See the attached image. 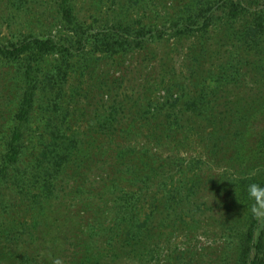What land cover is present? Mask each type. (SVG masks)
<instances>
[{
	"label": "trees",
	"instance_id": "16d2710c",
	"mask_svg": "<svg viewBox=\"0 0 264 264\" xmlns=\"http://www.w3.org/2000/svg\"><path fill=\"white\" fill-rule=\"evenodd\" d=\"M244 1L0 0V129L8 127L0 139V264L158 260L160 246L142 243L143 227L156 237L163 225L184 224L204 190L214 208L234 216L230 233L241 238L235 264H264V197L248 191L252 184L264 187V124L258 149L249 152L248 100L228 99L223 89L217 104L207 105L197 62L178 77L192 86L191 102L186 86L155 101L145 83L149 71L138 66L154 60L155 53L142 54L155 43L165 53L170 41L181 45L215 21L243 16ZM263 15L254 13L255 38L263 33ZM126 57L136 66L117 76ZM221 66L226 82L243 78L240 69ZM10 73L19 100L8 121ZM75 73L87 75L90 85L72 83ZM135 118L145 120L131 127ZM185 130L202 133L205 145L226 157L227 145L242 151L233 161L222 158L232 182L201 185L192 200L161 192L196 164L160 156L175 150ZM131 172L134 182L124 184L121 176ZM230 187L236 215L224 203Z\"/></svg>",
	"mask_w": 264,
	"mask_h": 264
},
{
	"label": "rangeland",
	"instance_id": "374dc122",
	"mask_svg": "<svg viewBox=\"0 0 264 264\" xmlns=\"http://www.w3.org/2000/svg\"><path fill=\"white\" fill-rule=\"evenodd\" d=\"M246 1H244V4H246L249 11L243 16L231 18L230 20L220 19L215 21L207 30L198 32L195 37L186 39L181 45H176L175 42L170 41L165 48V53L162 52L163 46L155 43L151 46V50L142 54V56H152L155 53L154 60L148 61L149 59H147L143 65L138 66H142L144 72L149 71L150 79L145 83L147 84L148 96L150 98L155 101H164L162 97L165 96L166 90L178 91L181 87L186 86V101L189 99L191 102L195 95L187 93V89L190 90L192 86L189 85L186 79L182 80V78L178 77L183 74L187 76L191 71L189 70L190 65H195L198 62L199 66H193V68L198 67L200 69V87L202 86L205 92L207 91L208 93H206L204 101L207 105L217 104L215 100H217L220 91L222 92L223 89H225L224 94L228 99H234L235 102H238V98H240L242 103L246 100L249 101L245 106L249 111L250 119H248L249 128L246 130L244 143L249 145L247 151L252 152L253 150H250V148L254 150L258 149L261 129L264 124V28L263 33L259 34L257 38H255V31L252 28L256 24L253 21L254 13L264 10V0ZM183 3L175 1V5L183 6ZM193 4L197 6V1H193ZM247 42L252 44L250 48H246ZM194 45L196 49L192 48ZM244 51L249 52L244 53ZM259 52L260 55H257ZM237 53L240 56H237ZM121 59L119 57V60ZM146 63L149 66H144ZM221 64H226L228 69H240L243 78H229V81L226 82L222 79V74H225L226 71ZM120 66H122L124 72H116V75H123L122 77H124L129 66L134 67L136 63H133L130 57H126ZM6 70H8V73L10 72L8 66ZM260 70L261 73L258 76ZM8 75V83L6 85L11 93L9 101L12 100L10 108H8V121H11V113L19 100L16 94L18 82L14 78L15 75L14 77L13 75L11 76V73ZM71 80L72 83H82L83 87L90 85L87 81V75L83 76L75 73ZM135 120L134 123H137V125L132 124L131 127L137 128L145 119L139 118L137 120L135 118ZM7 128V126H3L0 129V139ZM199 134L202 133L189 134L187 130L183 133H178V142L176 145H173L175 146V150L169 151L165 149L164 151H160L162 158L171 155L172 159L177 163L184 157H186V161L193 160L196 162V164L188 168L186 174L180 173L181 175L178 174L176 178L174 177L173 181L165 189L161 190L162 194L168 192L167 196L170 198L172 196L182 198L188 195L187 200H192L196 192L200 193V189H203L201 185H208L210 181L215 186L232 182L231 178L235 177L233 170H227L226 167L229 161L222 159L226 156L220 150L214 149L211 144L205 145ZM228 142H231V139ZM2 146L3 144L0 143V148ZM225 148L226 150L223 152L226 155L228 154L226 158L230 161H233L238 156V153L242 152L241 149L237 151L233 144L227 145ZM132 173L134 172L121 176L124 184L134 182ZM191 184L194 185V188L186 191ZM153 186L152 190L155 189V184ZM232 190H234V187L227 189L225 195L229 196V198L225 199V202L223 200V202L226 209L228 211L231 210L236 215L234 206H230L236 197L233 195ZM203 194L204 196L201 194L199 202L194 207L192 215L187 217L188 219L184 224L179 222L173 223L170 226L171 228L163 225L156 237H151V235L146 236L148 232L143 227L144 235L141 241L142 243H146L148 247H153L152 242L160 246L162 252L158 260L150 259L148 261L136 255L131 256L134 261L125 259L121 263L235 264L238 262V241L241 238L230 233V223L232 226L234 222L228 220L231 216L232 218L234 217L233 214L230 215L224 209L218 211L217 207H213L214 197L205 190ZM167 204L170 205V203ZM141 208L142 212H144L145 205ZM236 243L238 247H236ZM165 246L167 247L163 249Z\"/></svg>",
	"mask_w": 264,
	"mask_h": 264
},
{
	"label": "clouds",
	"instance_id": "9594fccd",
	"mask_svg": "<svg viewBox=\"0 0 264 264\" xmlns=\"http://www.w3.org/2000/svg\"><path fill=\"white\" fill-rule=\"evenodd\" d=\"M248 191L250 197H255L257 200L264 197V187H261L258 184L249 185ZM57 264H59V261H57Z\"/></svg>",
	"mask_w": 264,
	"mask_h": 264
}]
</instances>
